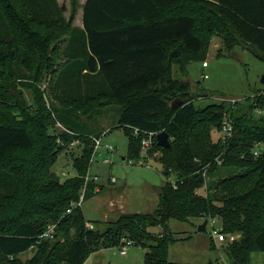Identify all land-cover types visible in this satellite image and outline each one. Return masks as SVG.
I'll list each match as a JSON object with an SVG mask.
<instances>
[{
    "label": "trees",
    "instance_id": "trees-1",
    "mask_svg": "<svg viewBox=\"0 0 264 264\" xmlns=\"http://www.w3.org/2000/svg\"><path fill=\"white\" fill-rule=\"evenodd\" d=\"M69 5L66 19L57 0H0V89L8 81L19 103L22 88L37 79L30 72L38 62L36 75L43 64L53 70L57 102L47 108L35 98L33 116L0 123V210L7 209L0 217V264H84L91 253L123 240L121 246L131 241L149 249L143 264H174L167 258L175 239L167 223L197 217L217 219L227 237L239 235L224 252L230 264H250L254 252H264V90L236 109L225 102L197 108L194 92L173 78L172 68L208 51L215 36L222 41L216 56L241 45L264 61V0H86L81 28L73 26L77 0ZM106 108H116V125L129 135L128 162L139 157L149 133L156 148L162 131L172 146L161 148L165 180L157 208L121 214L100 231L97 222L87 227L73 204L84 185L91 138L103 132L83 131V123ZM226 119L232 133L223 138ZM74 142L84 149L74 159L76 175L61 182L50 168ZM22 150H33L26 167L10 166V154ZM97 186L87 183L84 198L95 196ZM204 186V196L195 193ZM16 196L20 208L11 210ZM49 226L51 237L39 238ZM154 227L161 230L153 233ZM29 250L32 256L21 260Z\"/></svg>",
    "mask_w": 264,
    "mask_h": 264
},
{
    "label": "rangeland",
    "instance_id": "rangeland-1",
    "mask_svg": "<svg viewBox=\"0 0 264 264\" xmlns=\"http://www.w3.org/2000/svg\"><path fill=\"white\" fill-rule=\"evenodd\" d=\"M58 3L65 6L64 15L67 19L70 12L69 0H58ZM80 23L78 13L73 21V26H80ZM221 47L220 38L216 36L210 38L207 43L208 51L203 52L198 58H191L182 68L176 65L172 68L173 78L189 84L191 92H194V98H196L194 104L197 108L221 101H225V104L228 105L230 99H242L243 101L245 97H251L254 93L264 90V83L261 82L264 78V61L241 45L234 46L231 55L216 56V52ZM203 62L207 63L205 68L202 65ZM38 66V62L33 63L30 75L31 77L37 76V79L32 80V87L22 88L23 96L20 97L19 103H14L16 92L13 94L6 89L8 81H2L6 88L0 89V123L21 124L20 120H24L29 115L33 116L35 114L33 108H36L37 104L35 98L38 99L39 104L47 108H49V103L57 105V102L52 98L51 86L55 76L53 70H43V64L40 66L42 70L36 75ZM204 75L207 78H204ZM203 93L206 96L197 97L198 94ZM115 110L116 108H106L101 115L87 118L83 123L85 125L83 131L99 133L107 131L102 137V144H109L116 148L114 154L107 153L103 148L98 150L97 155L93 158L90 174L98 176V181L95 184L99 185V193L84 198L81 203L82 214L86 222L91 225L97 222L100 231L104 230L108 223L115 222L121 214L152 213L158 204V188L165 180L162 163L159 161L162 156H165V153L161 148H156L154 144L150 143L146 149L142 148L139 157L131 159V163L128 162L129 135L123 127L116 125ZM18 111H21L23 115L21 116L20 112L18 116ZM53 127L57 134L62 130L58 124ZM217 138L218 134L214 132L213 140ZM83 150L82 145H74L60 150L55 163L50 168L51 172L61 182L74 177L76 175V170L73 167L74 159L80 157ZM32 153L33 150L15 151L10 154L11 158L8 162L10 166L26 167L25 159H29ZM104 159H108V163H104ZM175 174L173 171L170 172L169 180L174 181ZM112 178L114 182L111 181ZM20 187L22 189L23 184ZM205 189V186L198 189L197 194L204 196ZM20 200L17 196L11 200L8 203L10 209L18 210L21 205ZM6 211L7 209L0 210V217L4 216ZM203 220L202 217H197L190 218L185 222L175 219L168 221L167 226L175 238L168 245L167 258L170 262L174 264H230L223 245L233 238L239 239V235L225 236L224 242L213 243L209 234L210 225H206L205 232L197 231L198 225ZM214 228L220 230V221H216ZM150 230L157 233L161 229L154 227ZM122 244L91 253L93 259L90 262L93 264L144 263L148 248L134 244L121 246ZM211 244L216 249H212ZM122 249L126 251L125 255L120 253ZM33 253V250H29L20 258L25 260ZM250 264H264V252H254L251 255Z\"/></svg>",
    "mask_w": 264,
    "mask_h": 264
},
{
    "label": "built area",
    "instance_id": "built-area-1",
    "mask_svg": "<svg viewBox=\"0 0 264 264\" xmlns=\"http://www.w3.org/2000/svg\"><path fill=\"white\" fill-rule=\"evenodd\" d=\"M203 67L205 68L207 66V63L206 62H203L202 63ZM204 78H207L206 75H204ZM240 100L242 101V99H230L229 100V103L233 105V108L236 109V104L239 102L240 103ZM221 102H225V101H221ZM138 130L135 129L134 130V133L137 134ZM107 133V131H103L101 133L100 136L98 137H92L91 138V156H90V159H89V166L87 168V172L84 176V185L82 187V190H81V194L79 196V199L78 201L73 204V205H77V206H80L81 207V203L84 199V195H85V192H86V185L87 183L89 182H97L98 181V176L96 175H91L90 174V167H91V164L93 163V158L97 155V152L99 149L103 148L107 153H110V154H114L116 152V148L109 145V144H102V137ZM232 133V125L230 123L229 120H225L223 122V127H222V136L223 138H228L230 137ZM152 141V134H148V138L146 139H143L142 142H141V146L143 149H146L147 147H149L150 143ZM78 142H74L73 144H71L70 146H74L75 144H77ZM104 163H108V159H104L103 160ZM129 163H131V161H129ZM202 176L204 177L205 176V171L202 173ZM112 182H114V179L112 178L111 180ZM171 183L174 187H176V184L174 183V181L171 180ZM95 192H99V188L98 186L95 188ZM197 194V191L195 192ZM67 212H70V210H67ZM207 220V224L211 226V230H210V236H211V240L213 241V243H220V242H224L225 241V235L221 232V228L220 230H217L214 228V224L216 223V221H218L217 219L215 218H206ZM206 224V225H207ZM87 227L89 228H92V225L87 223L86 224ZM54 229V226H49L47 228V231L42 234L39 238H49L51 237V234H52V231ZM126 245H132V242L131 241H128L125 243ZM122 255H125L126 254V251L125 250H121L120 252Z\"/></svg>",
    "mask_w": 264,
    "mask_h": 264
},
{
    "label": "water",
    "instance_id": "water-1",
    "mask_svg": "<svg viewBox=\"0 0 264 264\" xmlns=\"http://www.w3.org/2000/svg\"><path fill=\"white\" fill-rule=\"evenodd\" d=\"M261 82L264 83V78H262ZM156 144H157V146H159L163 149H167V150L170 149L172 146L171 142L169 140V135L164 131H162L156 135ZM123 160H124V158H123ZM206 224H207V220L204 219L202 221V223L198 225L197 231L205 232L206 231Z\"/></svg>",
    "mask_w": 264,
    "mask_h": 264
},
{
    "label": "crops",
    "instance_id": "crops-1",
    "mask_svg": "<svg viewBox=\"0 0 264 264\" xmlns=\"http://www.w3.org/2000/svg\"><path fill=\"white\" fill-rule=\"evenodd\" d=\"M58 1V0H57ZM86 0H77V3H78V6H77V14L79 13V16H80V21H81V14H82V6L84 4ZM81 24V23H80ZM82 24L80 26H76V27H79L81 28ZM98 188H99V185H98ZM99 193V192H98ZM93 256L89 255V257L87 258V260L84 262V264L86 263H91L90 260L93 259L92 258ZM93 264V262L91 263Z\"/></svg>",
    "mask_w": 264,
    "mask_h": 264
}]
</instances>
